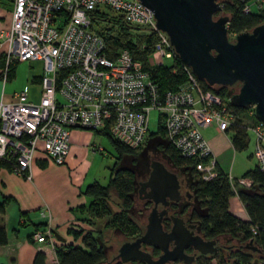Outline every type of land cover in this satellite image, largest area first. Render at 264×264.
<instances>
[{
	"label": "built area",
	"instance_id": "built-area-1",
	"mask_svg": "<svg viewBox=\"0 0 264 264\" xmlns=\"http://www.w3.org/2000/svg\"><path fill=\"white\" fill-rule=\"evenodd\" d=\"M94 10H109L121 21L153 34L154 65L178 56L168 35L157 28L153 11L140 0H13L11 25L0 34V45L7 44L3 78L14 60H40L44 73L37 102L29 98L27 86L16 93L15 101H0V160L25 178H31L29 168L39 149L50 162L62 164L73 127L108 131L126 146L139 148L150 131L149 115L156 111L165 139L177 155L199 162L202 181L215 178L217 161L202 130L210 125L229 130L236 118L231 96L223 99L204 88L186 64L187 80L176 90L161 92L127 49L114 58L106 55L105 39L95 29V23H106L105 16L93 17ZM243 11L250 12V4ZM246 129L254 136L253 156L264 172V121L255 117ZM235 182L246 188L253 184L249 177ZM40 215H49L50 221L47 211ZM251 230L255 233L254 227ZM33 238L51 244L59 241L50 227Z\"/></svg>",
	"mask_w": 264,
	"mask_h": 264
},
{
	"label": "trees",
	"instance_id": "trees-1",
	"mask_svg": "<svg viewBox=\"0 0 264 264\" xmlns=\"http://www.w3.org/2000/svg\"><path fill=\"white\" fill-rule=\"evenodd\" d=\"M252 1L255 0L222 1V12L229 16L228 33L237 34L242 31L251 30L256 25L263 23L264 6L257 7V11L253 10L252 7L250 12L246 13L243 11L245 5H252ZM91 14L93 17L103 15L107 17L105 13H101L99 10H94ZM113 17L117 20L116 23L119 24L115 32L110 31V28L104 26H101L103 29H99L97 27L99 24L95 23V29L105 39V52L109 58H114L119 50L127 49L133 58L141 61L143 68L150 72L161 92L176 90L187 80L185 65L178 56L172 60V65L169 67L164 65H154L153 68L149 67L148 57L153 50V34L137 31L139 29L136 27L121 21L115 16ZM109 22L114 24L111 21ZM116 23L114 26L117 25ZM200 81L204 88L213 90L223 99L232 96L225 95L228 89H235V92L239 89L238 82L231 86H218V89H216L214 86L207 85L203 80ZM230 105L234 109L236 116L229 127L231 142L236 151H242L246 149L249 142L248 130L246 129V124L249 122H246L244 118L252 117L253 121H255V115L247 113L246 107L235 104ZM101 133L110 139L116 150L117 158L111 167L110 177L106 185L92 182L85 187L83 193L90 201L87 206H80L77 214L79 218L93 223V217H90L89 213L94 211L93 216H101L100 210H104L105 201H109V198H112L119 205V210L113 216L121 226L124 223L128 224L130 222L129 219H126V214L128 213V207L132 203L131 193L134 190V174L132 171L116 167V162L123 155L137 153L138 148L133 149L126 146L113 138L108 131H102ZM148 135L165 137L161 116L158 118L156 131H149ZM169 148L174 159L190 166L197 173L195 169L199 164L197 160L181 158L170 145ZM0 168L9 170L6 162L2 160H0ZM216 169L217 176L215 178L210 181L200 180L199 182L201 207L204 210L202 214L198 215L200 229L206 238H216L219 235L225 234L229 235L232 239L240 241L241 244L238 245L235 251H230L227 256L228 258L224 257L218 260L220 263L254 264L253 259L255 256L253 254L256 252L251 247H246L245 245L249 240H253L254 244L262 250L261 254H264V172L259 169L257 164L245 171L243 176L249 177L253 181L252 186L246 188L239 186L235 182L236 178L231 180L227 172L218 165H216ZM233 195H237L244 205L249 217L247 221L239 219L229 211V199ZM9 200L10 197L7 196H3L0 200V214L4 213L5 206ZM108 207L111 209L110 206ZM85 212L86 214H84ZM101 224L105 225L103 221H101ZM252 227H254L255 233L251 230ZM72 233L76 237L79 235L78 232L72 231ZM96 233L98 232L94 231L93 234L91 230L85 232L81 239L82 245L67 244L61 248L56 245L55 254L58 264H100L103 262L105 252L102 244L98 242ZM6 243V230L0 226V245ZM153 253H158L157 247L153 248ZM207 262L208 260H206ZM33 264H44V254L42 252H38L35 255ZM114 264L123 263L116 261ZM209 264H212L210 260Z\"/></svg>",
	"mask_w": 264,
	"mask_h": 264
},
{
	"label": "water",
	"instance_id": "water-1",
	"mask_svg": "<svg viewBox=\"0 0 264 264\" xmlns=\"http://www.w3.org/2000/svg\"><path fill=\"white\" fill-rule=\"evenodd\" d=\"M153 11L158 29L164 31L181 61L189 66L199 80L209 86H231L239 89L231 96L233 104L253 106L255 117L264 121V22L251 30L242 31L233 39L228 36L229 16L222 14V0H140ZM152 170L147 181H139V197H151L154 206L147 215L144 230L131 240L122 242L116 258L122 262L132 260L144 264H165L182 260L189 264L193 255L185 252L190 245L202 254L217 250L216 240L204 239L184 225L183 219L170 214L172 226L166 231L162 218L169 201L179 199V182L176 174L152 159ZM150 185L151 190L145 191ZM144 192V195H141ZM163 209L158 210L157 204ZM196 223L188 224L193 226ZM55 237H64L52 230ZM173 241L174 246L169 247ZM154 245L161 253L153 258L141 245ZM257 253L262 250L253 240L245 245ZM109 264V262L100 263Z\"/></svg>",
	"mask_w": 264,
	"mask_h": 264
},
{
	"label": "crops",
	"instance_id": "crops-1",
	"mask_svg": "<svg viewBox=\"0 0 264 264\" xmlns=\"http://www.w3.org/2000/svg\"><path fill=\"white\" fill-rule=\"evenodd\" d=\"M12 10L13 0H0V34L9 29ZM6 48V42L2 41L0 45V101L13 102L16 100V93L19 90L8 94L5 86L8 80H12L16 76L18 64L22 62L30 64L40 60L12 61L16 69L10 75L11 66H9L4 79ZM43 73L44 69L41 74L28 73L26 78L34 85H40L39 81ZM27 89H29L28 86ZM244 120L246 122L249 120V123L253 121L252 117L244 118ZM101 132L102 130L99 132L79 127L71 128L69 130L68 154L62 164L50 162L40 149L37 150L29 168L31 178H25L6 168H0V200L3 196L10 197L4 213L0 214V226L4 227L7 233V243L0 245V264H33L38 252L44 254V264H58L55 254L56 245L59 248L67 244L82 245L81 239L85 232L91 230L94 234L95 230L91 228L90 222L79 218L77 212H79L80 206H87L90 201L83 193L85 187L92 182L106 185L110 177V165L111 167L114 165L111 161L104 159L103 161L108 164L106 169L99 168L91 173L92 163L89 161L97 154L103 155V146L96 144L97 136L103 135ZM202 134L217 161V165L232 179L245 177L244 173L232 174L230 167L227 168L229 156L236 151L231 142V131H220L215 125H210L203 128ZM161 139L166 141L165 137H161ZM91 146H97L99 149L93 154ZM113 158L116 160L117 154L113 155ZM104 162L102 163L104 164ZM84 167L85 169H83ZM99 171L100 173H98ZM133 174L135 187L141 175ZM41 210L50 213V221L48 220L49 215H40ZM229 211L241 220L249 219L245 207L237 195H233L229 199ZM48 227L51 231L55 230L65 240H59L55 244H51L49 241L34 240V233H43ZM72 231L78 232L79 235L74 236Z\"/></svg>",
	"mask_w": 264,
	"mask_h": 264
},
{
	"label": "rangeland",
	"instance_id": "rangeland-1",
	"mask_svg": "<svg viewBox=\"0 0 264 264\" xmlns=\"http://www.w3.org/2000/svg\"><path fill=\"white\" fill-rule=\"evenodd\" d=\"M222 1H221V5H222ZM251 4H252L251 7L253 10H256L257 7L264 6V2H262V0L252 1ZM105 14L107 16L105 17L106 23L99 24L97 25V27L99 29H103V27L101 26H104L106 28H110L111 29L110 31L115 32L118 29L119 24L116 23L117 20L114 19V17L112 16L113 12L107 10ZM222 14H226V13H222ZM109 20L114 24H111ZM263 22H264V17H263ZM115 23L117 24L116 26H114ZM137 31L145 33L142 30H137ZM235 35L236 34L234 33H230V32L228 33V36L230 39H233ZM148 65L149 67H152V68L154 67V62H153V58L151 55L148 57ZM163 65L166 67L171 66L172 60L169 58H165ZM10 66H11L10 68L11 69L10 75H11L12 73H14L16 68L14 67L13 63H11ZM42 72H43V63L40 61L32 62L30 64L25 63V62L18 64L16 76L12 80H8L5 86L7 93L11 94L13 93L14 90L20 91L22 87L24 86V84H27L29 88L28 89L29 98L32 101L37 102L39 99L40 85H34L29 80H27L28 78L26 77L28 73L41 74ZM214 88L218 89V86H214ZM234 93H236L235 89H228L225 95L229 96V95H233ZM245 110L247 111V113L249 112L254 113V109L252 108V106L246 107ZM149 117H150L149 130L156 131L159 115L156 111H152ZM247 133L249 136V142H248V146L246 147V149L242 151H234L233 155L229 156L227 168L229 169L230 167V173L232 174L233 173H236V174L244 173L245 171H247L250 168H253L257 164V160L253 156L254 136L249 130L247 131ZM160 138H161L160 135L159 136L148 135L146 140L154 141L155 139H160ZM96 139H98L96 142L97 146L98 144H101L103 146V155L97 154L95 158H92L89 161L92 163L91 173L98 170L99 168L100 169L103 168V170L106 169V166H108V164L103 161L104 159L106 161H111L112 165L116 161L114 160L113 155L115 156V154L117 153L110 139L105 135L104 136L98 135ZM146 140L144 141V143L146 142ZM97 146L95 147L98 148ZM92 147L93 146H91L90 149H91V152L94 154L95 151L92 149ZM146 147H147L146 145L145 146L141 145L137 149V153L129 154V156H126V155L121 156L120 160H117L116 162L117 164L116 167H121L124 170H128V171H131L134 168L135 172L146 173L148 171L147 162H149L150 159H154V156H155L152 152L153 147H149V148H146ZM144 149H147V151L144 152L145 156L143 158L139 156L138 154L141 150H144ZM102 162H104V164ZM134 166H136V168ZM141 166H143L145 172L140 171V169L142 168ZM110 168H111V165H110ZM83 169H85V167ZM195 169L197 171L198 178L200 179L199 173H198V167L196 166ZM98 173H100V171ZM131 198H132V203L130 207H128V213L126 214V219H129L130 222L128 224L126 223L122 224L121 225L122 227L120 226V223L113 216V214L119 210V205L112 198H109V201L108 200L105 201L104 208H103L104 210L102 211L100 210L101 216L99 217L93 216L94 209L92 210L93 212L89 213L90 214L89 216L93 217L92 220H94L93 223H90L92 226L91 228L98 232L96 233L98 242L102 244L104 248V252H105V259L101 263H105L106 260H111L113 256L116 254L117 249L122 242L133 239L135 236L141 233V231L145 228V223H146V209L145 208L146 206H148V203L138 198V196L134 192L131 193ZM108 206H110L111 209H109ZM101 221H103L105 225L101 224ZM216 239H217L218 245H220L221 248L218 249L217 253L213 254V258H210L209 255H206V256L204 255L202 258L196 259L191 264H198V263L209 264V260L216 261L224 257L228 258L227 257L228 253H230V251L231 252L235 251L238 245L241 244L238 239H232L230 238L229 235H225V234L217 236ZM225 246H228L229 249L228 248L227 249L230 251H226ZM253 255L255 256L253 259L254 264H264V254L254 253ZM206 260H208L207 263H206ZM175 264H183V263L178 262Z\"/></svg>",
	"mask_w": 264,
	"mask_h": 264
},
{
	"label": "flooded vegetation",
	"instance_id": "flooded-vegetation-1",
	"mask_svg": "<svg viewBox=\"0 0 264 264\" xmlns=\"http://www.w3.org/2000/svg\"><path fill=\"white\" fill-rule=\"evenodd\" d=\"M166 142H167V140L164 141L160 138V139H155L154 141L146 140V142L144 143L147 146L146 148L153 147L152 152L155 155L154 160L162 163L167 170L174 172L176 174V176L178 178V182H179V188H178L179 199L177 201H171L170 200L168 205L166 206L167 213L162 218L163 229L166 231L170 230V228L172 226L170 214H172L174 216H178V217L182 218L184 225L186 227H188V229L192 230L193 233H198L204 239H213V238H206L202 234V231L200 229V222L198 219V215L202 214L204 211L203 208L201 207V198L199 195V182L201 179L198 178V174L194 171V169L190 168V166L174 159V156L172 155V153L170 151L169 144H168V142L167 143ZM144 144L142 146H145ZM146 151H147V149L141 150L138 155L144 158V156H145L144 152H146ZM126 156H129V154ZM151 162H152V159H150V161L147 162L148 171L146 173H148V174L139 173L141 175V177L139 178V180H137L136 185H135L134 190H133V192L136 193L138 198H140L142 201L148 203V206H146V208H145L146 209V217H147L149 211L151 210V208L154 206V201L151 197L149 198L148 196H144L143 198L139 197L138 188L140 187L139 181L143 182V181H147L149 179V175H150V172L152 170ZM134 167L136 168V166H134ZM141 167L142 168L140 169V171L143 172L144 168H143V166H141ZM133 169L131 170L132 172L138 173V172H135V169L134 170ZM149 190H151L150 185H146L145 191L148 192ZM141 195H144V192H141ZM163 207H164V205L162 203L159 202L157 204L158 210L163 209ZM146 221H147V219H146ZM190 223L191 224L196 223V224H194L193 226H187ZM145 225H146V223H145ZM216 238H214V239L216 240L217 250L215 252L210 253V254H202L199 250L193 248L192 246H190V245L186 246L185 252L187 254L193 255L195 252V254L193 255L194 259L189 264H191L196 259L202 258L204 255L205 256L209 255L210 258H213V254L217 253L218 249L221 248L220 245H218ZM173 246H174V243H173V241H171L169 244V247L171 248ZM154 247H156V246L145 245V244L141 245V248L150 252V254L152 255L153 258H157L158 255L161 253V251L157 247L158 253L154 254L153 253ZM225 247H226L225 248L226 251H230V250H228L229 249L228 246H225ZM117 251H118V249H117ZM259 254H261V253H259ZM116 255H117V252L111 260H106L105 262H109V264H112L113 262L115 263L116 261H120V259L116 258ZM216 261H218V260H216ZM120 262H122V261H120ZM178 262L186 264L182 260L170 261V262L165 263V264H175ZM211 262H214V260H212ZM122 263L123 264H144V262L137 261V260H132L129 262H122Z\"/></svg>",
	"mask_w": 264,
	"mask_h": 264
}]
</instances>
